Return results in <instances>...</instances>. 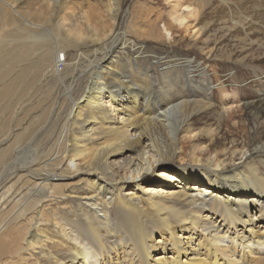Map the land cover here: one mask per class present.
<instances>
[{"label":"bare ground","instance_id":"obj_1","mask_svg":"<svg viewBox=\"0 0 264 264\" xmlns=\"http://www.w3.org/2000/svg\"><path fill=\"white\" fill-rule=\"evenodd\" d=\"M24 1L0 0V34L13 44L0 46V74L6 81L18 69L2 86L0 100L16 90L22 131L19 147L0 153V264H264V119H257L253 143L233 137L231 150L241 149L245 158L229 172L204 170L202 182L190 172L157 170L176 156L181 134L200 143L210 133L198 151L205 158L242 121L220 119L216 129L200 130L183 110L192 102L182 91L178 104H154L146 87L137 85L142 79L148 86L144 58L109 57L91 65L77 54L64 62L62 46L87 36L81 24L61 15L70 0H35L31 7ZM81 1L85 27L94 33L86 39L104 56L115 53L124 40L118 34L124 1L95 0L109 14L108 24H100L106 15L94 1ZM198 13L193 9L190 17ZM186 20L178 15L174 21ZM162 68L152 75L162 77V88L175 87L181 75L188 76V88L196 84L191 62L167 60ZM5 108L2 113L10 104ZM222 156L217 152L216 167L224 164ZM66 181L84 187L59 189Z\"/></svg>","mask_w":264,"mask_h":264},{"label":"rangeland","instance_id":"obj_2","mask_svg":"<svg viewBox=\"0 0 264 264\" xmlns=\"http://www.w3.org/2000/svg\"><path fill=\"white\" fill-rule=\"evenodd\" d=\"M34 1L25 0L23 6L31 7L33 4L31 5L28 2L33 3ZM90 1L92 3L95 2V6L99 7L97 11L101 12L103 16L106 15L102 17V23L100 22V24L111 22L109 21V14L104 13V8L99 3H96L95 0ZM104 1L110 2L109 0ZM123 1V14L118 34L123 36L124 40L115 53L107 56H104V52L92 46V39L91 41L86 39L87 36L94 33L90 32L93 29L85 27L87 8L83 7V1L70 0V2L66 3L65 6L70 9L64 10L61 15L67 16L68 21L73 20L72 22L81 24L84 35L87 36L79 43H75L76 45L69 43L62 46L64 50L63 57H65L63 58L64 62H68L71 56L75 58L77 54L82 57L88 56V64L91 65L97 62V65L102 64L109 57L114 59L115 62H123L126 58L132 57L138 59L144 58L143 62H141V67H144L141 73L145 71L148 73V86L143 84L144 80L141 77L138 78L141 80H138L137 85L142 84L141 86L146 87L145 89H141L153 97L154 104L161 100L165 103L167 99L176 101L173 103L178 104L181 101V94L179 92L182 91L186 95L185 99L188 98L185 101L192 102L183 110L191 116V119L198 123L196 126L198 129L208 130L212 125H215L216 129L220 119L222 121L225 119H237L232 121V124L240 120L242 121L243 125L237 131H229L228 129V134L222 132L224 134L223 140H220L219 144L214 147L217 152L224 153V157H219V160L224 163L222 166L216 167L213 164L216 162L217 152H213L205 158L198 152L209 144L210 133L203 135L206 141L200 143H195L193 138L183 133L179 136V151L176 156L170 161L171 163H167V166L157 170L170 168L181 172H190L196 175L198 181L201 179L202 182H207L204 176V172L206 171L204 170L222 172V170L229 168L226 171L229 172L230 169L242 165L245 152L241 151V149L238 151L231 150L233 144H235L233 137L235 136L239 141L253 143L256 137L254 131L257 130V119H261V122L264 119V0ZM188 7L190 8L187 9ZM193 9L199 11L197 19L190 17V11ZM176 10L178 14H176ZM129 11H132L131 17L125 18ZM4 13L8 16L10 15L8 10H4ZM178 15L187 17L183 25L174 21ZM246 17H254V19L247 25L242 22L238 23L240 19L244 21ZM90 24L94 28H97L98 31L100 30L99 25L98 27H96L97 25L95 26L96 23L90 22ZM1 35V47L12 43V39L5 38V40ZM97 35L100 38L103 34L102 32H98ZM12 45L8 47H12ZM167 60L177 64H190L191 62L194 68L192 75L195 76L196 84L202 88H198L194 83L190 84V88H188L186 86L188 83L186 77L188 76L186 75L179 76V82L177 83L173 81L176 84L175 87L167 88L164 85L162 88L160 86L163 83L162 77L159 74L158 76L155 75V77L152 75L160 72ZM62 69L63 66H60V70ZM16 72H18V69L6 79L11 80L12 77H15ZM3 76H0V90L4 83H7V80H3L5 78ZM139 81L141 82L139 83ZM208 84L211 86H209V89H212V100L210 103L206 101L204 91ZM194 94L199 96L194 97ZM15 95L16 90L12 91L10 95L8 93L7 98L2 97L3 100H0V107L2 109H6L7 103L10 104V108L6 112L2 113L0 109V126L5 123L4 131L0 136V153L15 151L13 149L19 147L20 144L19 137L22 131L16 124L19 120L17 117L19 116L17 115L18 110ZM13 119L15 122H13ZM259 136L264 138V132H260ZM3 139L6 140L1 144ZM189 145L191 146L190 149L183 151V148ZM229 151H231V155L235 153V156H230V158L226 156ZM9 157L11 158V155ZM3 158L5 157L0 154V165ZM231 159L233 162H231ZM156 178L158 177L156 176ZM60 183L59 189H69L71 192H77L84 187L83 185L76 184L75 181L71 185H66L68 181ZM260 224L264 225V221L261 220ZM156 239L159 240L160 237L157 236Z\"/></svg>","mask_w":264,"mask_h":264}]
</instances>
